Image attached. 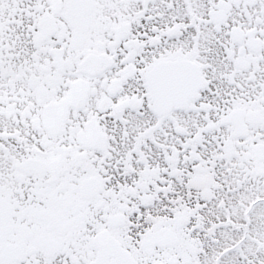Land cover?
I'll use <instances>...</instances> for the list:
<instances>
[{
    "label": "snow or ice",
    "instance_id": "6c2138e0",
    "mask_svg": "<svg viewBox=\"0 0 264 264\" xmlns=\"http://www.w3.org/2000/svg\"><path fill=\"white\" fill-rule=\"evenodd\" d=\"M0 264H264V0H0Z\"/></svg>",
    "mask_w": 264,
    "mask_h": 264
}]
</instances>
